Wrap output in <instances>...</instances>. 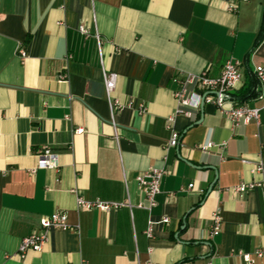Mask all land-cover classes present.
I'll use <instances>...</instances> for the list:
<instances>
[{
	"label": "crops",
	"instance_id": "0c3cea01",
	"mask_svg": "<svg viewBox=\"0 0 264 264\" xmlns=\"http://www.w3.org/2000/svg\"><path fill=\"white\" fill-rule=\"evenodd\" d=\"M262 53L264 0H0V264H264V108L234 123L232 103L185 115L174 97L175 78L218 76L226 60L242 64L238 92ZM104 72L116 74L109 97ZM44 145L57 169L37 167ZM149 167L164 171L151 206L136 181ZM54 211L68 228L21 256Z\"/></svg>",
	"mask_w": 264,
	"mask_h": 264
},
{
	"label": "built area",
	"instance_id": "2783aa9c",
	"mask_svg": "<svg viewBox=\"0 0 264 264\" xmlns=\"http://www.w3.org/2000/svg\"><path fill=\"white\" fill-rule=\"evenodd\" d=\"M234 10V7L230 8ZM82 32H86L84 28H80ZM17 54L20 58H24L26 53L22 45L17 47ZM264 54V53H262ZM253 74L257 80L256 94L252 99H258L262 101V106L251 107L247 104H236L229 99V93L235 89L243 81V69L242 64L235 60H226L222 66L220 74L218 76H209L206 70H202L197 74H181L175 81L178 84L177 89L174 91V97L176 98L177 111L185 115L192 114L193 111L200 109L201 103H208L215 105L219 110H223L222 107L226 102L232 103L231 107L226 110L228 117L234 123H247L250 121H259V114L261 108H264V60L253 68ZM65 75L61 74L60 77L64 78ZM116 82V74L112 72L103 73V83L105 87V93L109 97ZM113 109V104L111 103ZM82 129H76L77 132H81ZM168 146L176 147L179 143V133L175 130H171L170 138L168 139ZM213 146V143L208 142L202 144V149H208ZM261 151H264V145L261 146ZM36 163L37 167L53 168L57 169L56 153L53 149L44 145L36 151ZM256 171L264 172V162H259L255 167ZM164 171L158 168L149 167L142 171L136 177V181L142 188L143 194L148 201V205L154 204V196L159 191L161 177ZM193 183L188 184V188H193ZM252 186V184H251ZM245 185H240L237 190L244 191ZM77 206L84 208H99L101 210H109L119 208L122 206H130L129 201L121 202H104L100 200L89 201L81 197L77 198ZM168 217H162L161 223H166ZM153 222H149L146 234H151V227ZM69 226L67 222V216L60 211H54L47 216H42L39 219V230L33 232L20 240L18 246V253L22 256L28 250L40 251L43 248L44 242L47 240V233L51 228L67 229ZM221 218L217 212L212 215V224L210 229V235H216L220 231ZM254 254L257 257H264V250L256 249ZM242 264H253L252 257L248 253H242Z\"/></svg>",
	"mask_w": 264,
	"mask_h": 264
},
{
	"label": "trees",
	"instance_id": "16d2710c",
	"mask_svg": "<svg viewBox=\"0 0 264 264\" xmlns=\"http://www.w3.org/2000/svg\"><path fill=\"white\" fill-rule=\"evenodd\" d=\"M253 73V72H252ZM252 76V75H251ZM248 85L245 88H241L238 92L229 93V99L231 98L236 104H241L243 101H246L256 94L257 80L253 74L251 80L248 81ZM183 261L177 262L176 264H182Z\"/></svg>",
	"mask_w": 264,
	"mask_h": 264
},
{
	"label": "water",
	"instance_id": "95a60500",
	"mask_svg": "<svg viewBox=\"0 0 264 264\" xmlns=\"http://www.w3.org/2000/svg\"><path fill=\"white\" fill-rule=\"evenodd\" d=\"M204 103H201L200 110L202 111Z\"/></svg>",
	"mask_w": 264,
	"mask_h": 264
}]
</instances>
